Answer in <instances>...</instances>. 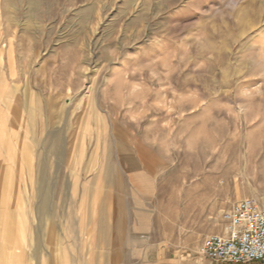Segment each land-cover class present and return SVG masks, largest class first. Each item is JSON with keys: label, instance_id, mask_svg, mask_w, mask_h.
Segmentation results:
<instances>
[{"label": "rangeland", "instance_id": "obj_1", "mask_svg": "<svg viewBox=\"0 0 264 264\" xmlns=\"http://www.w3.org/2000/svg\"><path fill=\"white\" fill-rule=\"evenodd\" d=\"M0 112L66 252L118 205L190 252L233 203L264 207V0H0Z\"/></svg>", "mask_w": 264, "mask_h": 264}, {"label": "crops", "instance_id": "obj_2", "mask_svg": "<svg viewBox=\"0 0 264 264\" xmlns=\"http://www.w3.org/2000/svg\"><path fill=\"white\" fill-rule=\"evenodd\" d=\"M35 114V109L28 107L26 125L33 126ZM19 132L24 133L19 126L9 125L6 120L5 124L0 123V264H4V245L14 246L7 258L10 264L25 261V247H28L27 264L32 261L34 264H50L48 247L58 243V264H235L212 262L196 253L208 236L226 234L221 215L223 226L214 233L204 229L199 234L202 239L198 247L190 252L175 249L167 253L164 243L151 242L148 222H142L135 210L126 212L120 205L114 220H107L106 216L103 219L98 213L93 225L87 223L90 227L85 226L84 239L79 236L76 239L77 244L83 241V246L69 254L65 251L68 245L66 222L56 227L53 234L51 184L43 185L51 178L47 176L43 162L40 165L41 158L34 157L30 148L28 153L23 152V136H18L17 141L12 140L13 134ZM32 142L36 144L35 140L29 144ZM150 260L155 263H149Z\"/></svg>", "mask_w": 264, "mask_h": 264}, {"label": "built area", "instance_id": "obj_3", "mask_svg": "<svg viewBox=\"0 0 264 264\" xmlns=\"http://www.w3.org/2000/svg\"><path fill=\"white\" fill-rule=\"evenodd\" d=\"M221 218L226 234L205 238L198 255L212 262H264V207L241 199L223 211Z\"/></svg>", "mask_w": 264, "mask_h": 264}, {"label": "bare ground", "instance_id": "obj_4", "mask_svg": "<svg viewBox=\"0 0 264 264\" xmlns=\"http://www.w3.org/2000/svg\"><path fill=\"white\" fill-rule=\"evenodd\" d=\"M27 124H28V123H27ZM259 154H261V153H259ZM262 161H264V153H263Z\"/></svg>", "mask_w": 264, "mask_h": 264}]
</instances>
